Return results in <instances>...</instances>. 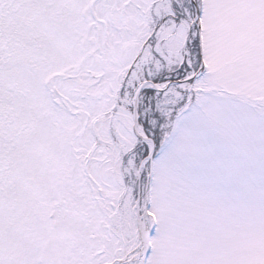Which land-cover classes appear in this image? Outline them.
<instances>
[{
    "label": "snow or ice",
    "instance_id": "obj_1",
    "mask_svg": "<svg viewBox=\"0 0 264 264\" xmlns=\"http://www.w3.org/2000/svg\"><path fill=\"white\" fill-rule=\"evenodd\" d=\"M0 264H264V0H0Z\"/></svg>",
    "mask_w": 264,
    "mask_h": 264
}]
</instances>
